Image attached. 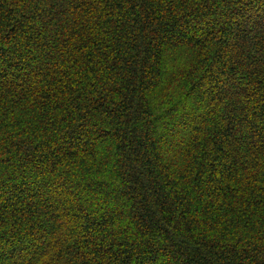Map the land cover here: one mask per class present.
Instances as JSON below:
<instances>
[{
	"label": "trees",
	"instance_id": "trees-1",
	"mask_svg": "<svg viewBox=\"0 0 264 264\" xmlns=\"http://www.w3.org/2000/svg\"><path fill=\"white\" fill-rule=\"evenodd\" d=\"M0 264H264V0H0Z\"/></svg>",
	"mask_w": 264,
	"mask_h": 264
}]
</instances>
